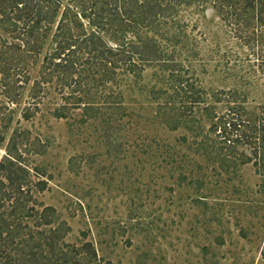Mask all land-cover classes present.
Returning <instances> with one entry per match:
<instances>
[{
	"label": "trees",
	"instance_id": "16d2710c",
	"mask_svg": "<svg viewBox=\"0 0 264 264\" xmlns=\"http://www.w3.org/2000/svg\"><path fill=\"white\" fill-rule=\"evenodd\" d=\"M192 5L210 7L247 48L248 63L264 74V0H0V85L17 101L20 75L29 83L41 57L29 106L38 109L54 85L62 101L52 114L71 119L70 127L94 125L107 152L119 153L125 145L120 135L135 115L120 84L158 66L167 76L149 90L152 114L169 129L194 135L190 146L207 162L174 158L170 168L178 182H206L205 168L231 182L251 162L264 193V104L247 106V93L237 88L209 92L178 59L183 50L198 54L189 44L188 23L179 19L180 9ZM14 136L0 159V264H95L91 242L63 241L69 228L57 222L55 208H37L32 187L44 190L46 182L33 183Z\"/></svg>",
	"mask_w": 264,
	"mask_h": 264
},
{
	"label": "rangeland",
	"instance_id": "374dc122",
	"mask_svg": "<svg viewBox=\"0 0 264 264\" xmlns=\"http://www.w3.org/2000/svg\"><path fill=\"white\" fill-rule=\"evenodd\" d=\"M179 15L198 54L183 50L178 59L192 68L199 85L209 92L241 89L247 106L264 104L262 70L248 63L247 48L212 9L183 6ZM40 58L29 83L20 75L24 86L15 90L17 101L8 100L0 85V159L14 134L31 180L46 182L44 190L32 187L37 208L54 207L57 222L69 228L63 241L91 242L95 264H264V193L254 165H241L231 182L206 168V182H178L171 170L176 157L207 162L190 146L194 135L184 127L171 130L152 114L149 90L163 84L164 71L147 66L140 78L121 82L135 115L129 132L120 135L124 149L108 153L94 125L70 127L71 119L52 114L62 101L54 85L38 109L29 106Z\"/></svg>",
	"mask_w": 264,
	"mask_h": 264
}]
</instances>
